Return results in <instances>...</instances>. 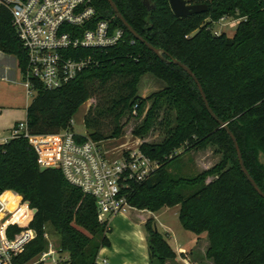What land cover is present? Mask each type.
Wrapping results in <instances>:
<instances>
[{"label": "trees", "instance_id": "16d2710c", "mask_svg": "<svg viewBox=\"0 0 264 264\" xmlns=\"http://www.w3.org/2000/svg\"><path fill=\"white\" fill-rule=\"evenodd\" d=\"M120 12L148 42L166 51L198 76L216 115L236 135L247 169L264 191V0H192L207 3L201 13L177 16L170 0H114ZM99 16L112 18L124 28L123 39L114 46L92 50L99 61L60 87L49 89L34 81L36 93L27 107V126L32 135L59 133L96 92L93 84L106 85L123 79V92L112 100L117 123L112 136L120 135L122 116L142 114L153 101L136 135H145L153 124L154 111L168 101L176 124L159 143L142 142L141 149L159 162L145 181L133 185V207L156 212L178 206L181 225L198 235L207 233L206 257L214 264H264V198L241 169L237 150L227 130L209 113L194 79L180 66L161 59L136 39L116 16L108 0H93ZM238 19L235 33L214 32L223 16ZM134 40V42H133ZM0 50L16 56L26 67V50L13 25L11 11L0 5ZM145 74L165 82L147 97L138 94ZM88 135L108 139L85 116ZM215 145L223 159L193 176H178L170 166L180 152ZM182 152V153H183ZM39 154L24 134L0 143V196L12 192L36 208L30 222L37 235L13 258L28 264L48 245L45 234L53 228L59 235L60 252H68L66 264H96L103 247L111 241L98 219L94 196L70 183L56 168L40 170ZM214 176L207 182V178ZM189 190V194L185 190ZM16 209V208H15ZM14 209V210H15ZM26 205L14 218L26 223ZM18 213V214H17ZM150 264H168L177 253L155 229V218L145 222ZM21 227L12 226L13 237ZM112 231V228L109 232ZM43 264V263H36Z\"/></svg>", "mask_w": 264, "mask_h": 264}, {"label": "built area", "instance_id": "2783aa9c", "mask_svg": "<svg viewBox=\"0 0 264 264\" xmlns=\"http://www.w3.org/2000/svg\"><path fill=\"white\" fill-rule=\"evenodd\" d=\"M0 5L11 11L13 25L26 50V67L21 73L28 96L36 93V80L53 89L98 65L92 50L114 46L124 37V28L115 25L112 18L99 16L93 0H0ZM219 21L238 23V19L227 15ZM132 114L137 115V107ZM19 134L29 138L39 154L40 166L61 170L70 183L95 197L98 219L105 225L106 233L112 228L113 217L126 214L133 207L132 186L148 179L159 167L141 144L114 145L110 139L95 140L88 133L78 132L74 117L70 127L49 135H32L27 120L20 121L13 127L12 137ZM10 202L0 196V264H15L13 258L37 235L30 225L35 208L21 199L12 211L8 208ZM24 205L26 223L14 218ZM12 226L21 230L10 237ZM107 260L99 252L96 264H107ZM36 263L65 264V259L59 248L50 243L28 264Z\"/></svg>", "mask_w": 264, "mask_h": 264}, {"label": "rangeland", "instance_id": "374dc122", "mask_svg": "<svg viewBox=\"0 0 264 264\" xmlns=\"http://www.w3.org/2000/svg\"><path fill=\"white\" fill-rule=\"evenodd\" d=\"M219 20L215 24L214 30H224L229 36H232L235 33L237 23L222 24ZM9 57L14 67L12 68V75H17L20 84H7L0 80V98L2 99L6 95H14L18 98L17 104L29 103L35 97V93L28 96L27 89L23 85L24 75L16 67L17 58L14 55H10ZM122 82L123 79H117L106 85L101 84L99 81L95 82L93 85L97 89V92L74 115L75 129L82 134L89 132L84 122L85 116L88 114V117L95 121L93 126L100 129L114 145L128 143L129 146L135 147L142 142L159 143L163 141L176 124L174 108L168 101H163L159 108L154 111L153 124L145 135H136L134 130L143 124L153 101H149L146 104L142 114L133 115L126 112L120 120V125L122 126L120 135L112 136L117 123L114 118L115 112H111L109 108L112 107V100L123 92L121 87ZM163 87H165L163 80L156 78L152 74H145L139 83L138 94L142 97H147L161 90ZM182 152H180V155L174 159L170 166V171L178 176L196 175L214 167L223 159V153L215 145H209L201 150L194 149L189 152ZM213 178L214 176L208 177L207 182H210ZM189 192L190 189L185 190L186 194H189ZM3 197L11 201L10 203L19 202L22 199V196L12 192L4 194ZM176 209H178V206L164 207L156 212H152L132 207L126 214L113 217L111 220L113 230L107 233L111 239V245L103 247L100 250V255L108 259L107 264H112L114 255L120 258L127 256H139L141 258L142 251L145 250L146 254V248L143 249L142 244H148V242L147 239L146 241L144 240L145 238L142 235H145V222L150 217L155 218L158 230L176 247L174 238H170V235L166 232L170 230L169 226L173 227L177 233L192 234V232L186 230L181 225L178 216L174 213ZM165 212L167 214L163 215ZM47 234V247L50 246V243H53L58 249L59 235L51 227L48 228ZM60 256L66 261L69 258V253L60 252Z\"/></svg>", "mask_w": 264, "mask_h": 264}, {"label": "crops", "instance_id": "0c3cea01", "mask_svg": "<svg viewBox=\"0 0 264 264\" xmlns=\"http://www.w3.org/2000/svg\"><path fill=\"white\" fill-rule=\"evenodd\" d=\"M9 56L10 54H6L0 50V80L7 84H20L17 75H12V68L14 67L11 64ZM16 67L21 73L17 59ZM17 100L18 98L14 95H6L3 96L2 99L0 98V143H4L12 138V129L17 122L27 119V107L30 102H27L26 104H17ZM178 211L179 208L174 212L177 216L179 214ZM166 212L163 215H166ZM169 229L170 230H167L166 232L170 235V238H174L176 247L170 243L168 238L167 240L176 251L177 257L175 260H168V264H214L211 259L206 257V252L209 246L208 235L206 232V235L205 233L198 235L188 230L194 234L192 235L191 233H177L174 231L173 227L170 226ZM142 236L145 238L144 240L146 241L147 239L148 242L147 230L145 231V235ZM142 248H146V254L145 250L142 251L141 258L139 256L120 258L114 255L112 258V264H150L148 244H142Z\"/></svg>", "mask_w": 264, "mask_h": 264}, {"label": "water", "instance_id": "95a60500", "mask_svg": "<svg viewBox=\"0 0 264 264\" xmlns=\"http://www.w3.org/2000/svg\"><path fill=\"white\" fill-rule=\"evenodd\" d=\"M108 2L110 3L111 7L113 8L116 16L120 19V21L123 23V25L133 34V36L136 39L145 43L161 59H163L165 61L173 62L177 65H180L194 79V81L196 82V84L200 90V93L202 95V98L205 102L206 108L208 109L209 113L220 123L221 127H223L224 129L227 130L228 134L232 138L234 145H235V148L237 150V154H238V158H239V162H240V166H241L242 171L244 172V174L246 175V177L248 178L250 183L253 185V187L256 189V191L264 198V191L261 189V187L255 181V179L252 177V175L250 174L249 170L246 167V164H245V161L243 158V153H242V150L240 148V145H239V142H238L236 135L234 134L232 129L228 126V124L226 122H224L223 120H221L216 115V113L214 112L213 108L211 107V105L209 103V100H208L207 94L204 90V87H203L201 81L199 80L198 76L196 75V73L188 65H186L184 62L180 61L179 59H176V58L167 59V57L165 56L166 51L162 48L154 46L153 44L148 42L144 37H142L134 29V27L127 21V19L124 17V15L120 12V10H119V8H118V6L114 0H108ZM170 4H171V8L174 11V13L180 17L186 16L189 14L204 12L208 9V6H209L207 3H194V2H192V0H170ZM47 169H48L47 166H41L40 167L41 171H45ZM36 212H37V209L35 208V213ZM155 229L158 231V227H157L156 222H155Z\"/></svg>", "mask_w": 264, "mask_h": 264}, {"label": "bare ground", "instance_id": "6f19581e", "mask_svg": "<svg viewBox=\"0 0 264 264\" xmlns=\"http://www.w3.org/2000/svg\"><path fill=\"white\" fill-rule=\"evenodd\" d=\"M4 198V197H3ZM5 199V198H4ZM17 203L18 202H12V203H9L8 205V208L12 211H14V208L17 207ZM18 214V213H17ZM16 215V214H15Z\"/></svg>", "mask_w": 264, "mask_h": 264}]
</instances>
